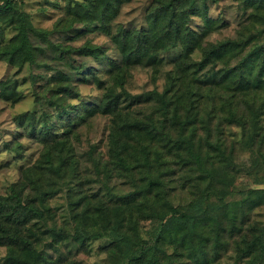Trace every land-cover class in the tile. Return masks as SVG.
<instances>
[{
  "label": "rangeland",
  "instance_id": "rangeland-1",
  "mask_svg": "<svg viewBox=\"0 0 264 264\" xmlns=\"http://www.w3.org/2000/svg\"><path fill=\"white\" fill-rule=\"evenodd\" d=\"M14 1L32 26L45 32L46 36L44 38L29 32L32 60L23 54H16L9 60L6 52L18 41L17 22L10 14H0V197L6 196L12 187H24L25 195L45 211L44 221L33 223L32 235L36 248L44 258L50 264H109L111 253L107 247L110 241L108 238L82 241L69 237L76 224V217H73L75 210H71V207L82 196L71 190L78 186L76 179L73 182L69 179L64 183H53L39 169L44 144L37 137L28 136L29 117L35 118V124L40 122L42 113L46 114V119H54V109L48 99L61 98L59 95L69 83L78 90L79 98H62L63 104L78 105L86 99L96 103L99 108L73 127L65 120L58 122L62 130L68 129V146L76 160L77 171L82 174L80 180L83 181L81 188L84 195L94 199L90 209L96 208L100 202L110 204L134 189L131 181L122 179L114 170L106 188L102 184L104 177L94 170V161L102 163L109 158V136L113 130L123 134L126 139L128 135L132 136L134 144L138 140L149 142L169 156L165 160L167 167L163 176L166 184L164 198L174 207H181L199 198L209 185L207 179H202L194 165H183L180 151L175 144L168 142V138L163 139L160 135L154 137L149 130H156L155 134H160L157 131L158 122L163 120L164 134L174 141L179 131L171 119L172 109L175 107L176 114L183 118L189 105L190 88L194 86L197 89L192 96L196 100L194 121L186 125L185 133L210 161L216 162L217 169L226 168L220 172H224L231 183V194L222 198L220 192L223 186L216 184V177H211L215 193L206 200L212 206H221V209L218 208L220 214H226L228 218L222 226L230 236L226 233L216 254H213L209 243L205 249V262L198 264H245L247 254L240 253V250L243 251L245 243L256 234L255 229L264 226V205L252 207L247 199L250 191L264 189V115L258 120L257 133L253 136L250 133L253 113L264 102V80L257 84L258 87H251L246 81L239 82L235 68L240 58L254 56L253 49L261 47L262 52L256 53L258 56L252 62L250 74L264 73V0H196L189 12L182 2L171 12V9L154 0L115 1L119 4L117 11L109 17L112 32L119 27L128 30L162 28L170 16L180 21L182 32L191 31L189 51L186 47L188 44L180 39L176 47L158 54L156 59L143 58L131 63H123L110 37L100 31V24L91 23L90 29L79 21L77 16L81 14L86 21L93 17L91 12L77 9V4L85 0ZM206 12L210 18L207 23ZM74 18L78 20L73 21ZM224 39L249 42L241 53L238 48L232 50L216 61L213 70L202 73L208 76V72L212 71L215 77L204 78L200 82L196 76H191L192 69H181L184 64L198 60L203 47ZM86 43L102 47L104 59L94 61L91 56L79 53L77 50ZM53 46L68 48V51L61 53ZM184 53L188 54V60L186 55L179 62ZM105 58L114 60L119 69L110 72ZM82 64L87 68L76 72L72 70ZM217 78H222V83L212 92L206 90ZM168 87L171 88L166 93V99L170 102V108L163 116L159 95ZM227 97L232 99L237 115L246 121L243 130L228 120L225 107ZM104 106L108 107L105 112L102 111ZM209 111L212 112V119L208 126L210 134H207L206 114ZM127 124L138 127L129 130L124 128ZM215 141L221 143L224 158L208 147V143ZM4 142H10L12 149L6 150ZM128 154L131 156L132 150ZM141 176H137L138 184L141 183ZM37 177L42 179L40 192H35L29 182ZM50 178L54 179V176ZM141 201V198L131 199L137 206L141 205ZM152 222L150 219L140 222L142 237H146ZM52 229H61L62 232L51 237L49 231ZM6 249L0 246V264L5 263ZM184 254L167 247L165 254H158L159 264H196Z\"/></svg>",
  "mask_w": 264,
  "mask_h": 264
},
{
  "label": "trees",
  "instance_id": "trees-1",
  "mask_svg": "<svg viewBox=\"0 0 264 264\" xmlns=\"http://www.w3.org/2000/svg\"><path fill=\"white\" fill-rule=\"evenodd\" d=\"M0 14H10L16 20V37L17 43L8 48L7 59H12L16 54H23L28 60H32V45L29 40V32L46 36L45 32L35 29L27 15L22 12L14 0H0ZM121 0H85L84 3H78L77 9L87 11L93 17L86 21L84 15L77 16L79 21L86 28H90L91 23L100 24V31L110 37L111 42L116 46L118 56L122 57L123 63L138 62L145 58L147 60L156 59L158 54L168 51L177 46L179 40L188 44L187 51L190 50L191 31L182 32L180 21L170 16L169 21L162 28H137L126 29L124 27L111 31L109 17L117 11L118 3ZM129 1V0H126ZM160 3L166 9L174 11L175 6L182 2L187 12L191 11L196 0H154ZM97 10H93L94 8ZM205 22L210 21L207 12L204 14ZM84 17V18H83ZM75 19V20H78ZM84 19L86 22H84ZM91 29V28H90ZM249 40L238 42L237 39H224L222 41L210 43L207 47L201 49L202 54L198 60L184 64L183 70H191V76H196L197 80L202 82L203 79H209L212 76H205L202 73L214 68L216 61L222 56L230 53L234 49H239L240 53L244 50ZM57 48L56 50L64 53L68 48ZM83 55L91 56L92 60L98 61L104 59L102 56V47L93 46L89 43L82 45L78 50ZM254 56H243L236 63V72L240 81H246L251 87H258V83L264 80V73H258L252 76L250 68L254 59L261 53V47L253 49ZM188 54L184 53L179 58V62L184 60ZM106 59V58H105ZM109 71L118 70L119 65L114 60L106 59ZM262 62V61H261ZM184 63V62H183ZM178 63L177 66H179ZM180 67V66H179ZM178 67V68H179ZM87 65L73 67L76 72L79 69H86ZM177 68V69H178ZM84 73V72H82ZM179 73H182L179 70ZM224 75V74H223ZM222 83V78H217L211 82V87L206 90L212 92L213 88ZM224 87V86H222ZM171 88V87H170ZM170 88L160 94V103L163 110L162 115L166 116L169 112L170 102L166 99V93ZM200 88V87H199ZM226 89V88H224ZM189 94V105L183 118L176 114V108L172 109V121L178 128V136L173 139L164 134L163 120L158 122V132L149 130L154 137L160 135L163 139L168 138V142L176 145L180 151L181 162L185 166L194 165L202 179H207L209 185L201 192L199 198L187 205L174 207L164 198L165 181L163 176L166 175L165 163L169 156L162 150L152 147L149 142L138 140L135 144L132 142V136L128 135L127 139L117 130H113L109 136L108 160L107 162L94 161V170L98 175H102L104 180L102 184L108 188L111 171L114 170L123 179L131 181L134 189L126 195L118 197L110 204L100 202L96 208L90 209L94 199H88L81 188L83 181L80 180L82 174L77 171L76 160L73 158L68 146V129L62 130L58 122L65 120L68 125L75 126L83 117L93 115L99 108L96 103L83 99L78 105L63 104V99L76 100L79 98L78 90H75L69 83L65 88L57 90L62 91L59 95L61 98L55 99L50 97L49 104L54 109V119H46V114L42 113L40 122L34 123V117L28 119L27 133L30 137H37L44 144L42 153V163L39 169L43 170L49 180L56 182L77 181L76 188H71L82 197L78 200L71 210H75L74 216L76 224L73 234L69 235L82 241L108 238L110 244L107 250L109 255V264H159L158 254H165V248L180 250V254L185 252L184 256L196 264L205 262V249L209 243L213 254L217 253L219 246L223 244V237L228 231L222 224L228 221L227 215H221L220 205L212 206L207 202L210 194L215 193V184L211 177H216L223 186L220 196L226 197L231 194L228 178L226 174L220 172L226 168L217 169L215 161H210L208 156L204 155L201 149L197 148L191 137L185 133L186 125L194 121L196 100L192 98L197 89L192 86ZM247 91V90H246ZM232 97V95H229ZM230 97L225 100L226 113L229 122L239 126L242 130L245 128L246 121L237 115ZM63 98V99H62ZM254 102V101H253ZM264 102H261V108L253 113L250 120L251 135L257 133L258 120L264 115ZM254 104V103H253ZM108 107L104 106L102 111H107ZM212 119V112L206 114V131L210 134L209 121ZM152 122V121H151ZM135 124L124 125V128L132 130ZM136 126L135 128H137ZM160 130V131H159ZM167 142V143H168ZM211 150L217 152L224 158V150L219 141L208 143ZM4 148L11 150L10 142H4ZM132 150L131 156L128 151ZM17 151V150H16ZM210 161V162H209ZM141 176V183H137V176ZM54 176L51 179L50 176ZM39 177L29 181L35 192H40L42 187ZM209 180V181H208ZM27 184V183H26ZM211 184V185H210ZM24 187H12L6 196L0 197V246L6 247L4 264H50L36 248L32 240L33 223L43 222L45 211L38 205H35L26 195ZM220 197V198H221ZM141 198V205H135L131 199ZM248 205L255 207L264 205V189H256L249 192ZM206 207V210H205ZM79 208L80 210L78 211ZM144 219L152 220L150 229L146 232V237L140 233V222ZM49 231V230H48ZM50 236L61 234V229H52L49 231ZM256 234L246 242L240 253L247 254L248 261L245 264H264V226L256 228ZM229 235V234H228ZM230 236V235H229ZM64 239V238H63ZM145 239V240H143ZM148 242H152L148 244ZM171 254L167 255L169 258ZM183 255V254H182ZM108 264V263H107Z\"/></svg>",
  "mask_w": 264,
  "mask_h": 264
}]
</instances>
